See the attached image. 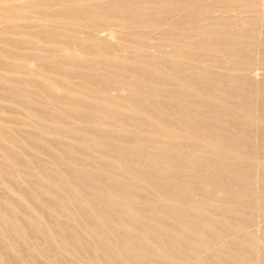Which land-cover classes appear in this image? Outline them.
<instances>
[{
	"label": "rangeland",
	"instance_id": "rangeland-1",
	"mask_svg": "<svg viewBox=\"0 0 264 264\" xmlns=\"http://www.w3.org/2000/svg\"><path fill=\"white\" fill-rule=\"evenodd\" d=\"M0 264H264V0H0Z\"/></svg>",
	"mask_w": 264,
	"mask_h": 264
}]
</instances>
